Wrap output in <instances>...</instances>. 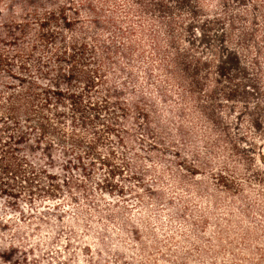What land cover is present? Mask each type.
I'll return each mask as SVG.
<instances>
[{"label": "rangeland", "instance_id": "1", "mask_svg": "<svg viewBox=\"0 0 264 264\" xmlns=\"http://www.w3.org/2000/svg\"><path fill=\"white\" fill-rule=\"evenodd\" d=\"M68 1L1 0L0 23L11 18L35 29L36 12ZM16 2L23 11L14 10ZM75 3L87 33L78 41L93 52L121 48L112 54L118 68L106 69L138 119L125 123L114 110L116 125L133 132V141L122 148L107 136L116 170L99 165L91 180L63 170L59 152L36 151V162L60 176L61 195L23 204L22 213L0 200V264H264V0H91L109 21L99 26L98 48L86 26L95 15L85 13V0ZM54 26L71 41L67 23ZM162 95L196 116L195 125L184 122L196 136L159 140L154 150V134L136 124L146 126L143 112L155 117L143 98ZM67 178L85 184L88 198H70Z\"/></svg>", "mask_w": 264, "mask_h": 264}, {"label": "trees", "instance_id": "2", "mask_svg": "<svg viewBox=\"0 0 264 264\" xmlns=\"http://www.w3.org/2000/svg\"><path fill=\"white\" fill-rule=\"evenodd\" d=\"M85 2V13L95 15L86 23L93 28V36L88 35V38L97 48L102 47L99 26L106 27L109 21L101 17L91 0ZM21 5L23 3H14V10L23 11ZM75 5V0H69L53 12H36L38 28L35 29H27L25 23L11 18L0 23V200L15 213H22L23 204L54 201L61 195L60 176L36 162V151L59 152L65 157L63 170L80 171L91 180L99 165L107 167L109 173L116 170V165L111 163L116 151L113 147L110 149L113 141L107 136L116 137L117 145L122 148L129 147L133 141V132L116 125L114 110L123 112L121 120L125 123L138 119L122 105L119 85L110 81L106 69L107 66L118 68L112 54L122 53L121 48L113 44L93 52L88 41H78L77 38L87 33L85 25L79 28L77 16L82 11ZM1 6L0 0V15L4 10ZM69 7L76 16L69 17ZM61 20L72 32L71 41L66 39L61 26H54ZM126 35L127 32L124 41ZM27 38L30 39L25 41ZM25 42L28 43L25 45ZM127 44L124 43L123 48L134 55ZM99 55L103 58L99 59L100 66L93 67ZM170 60L169 64L175 68ZM133 70L134 66L130 65V81H135ZM170 74L169 81L176 76L173 71ZM140 93L133 94L141 97ZM163 98L166 95H162L160 101L143 98L142 103L155 113V117L151 121L149 114L143 112L146 126L136 124L140 130L154 134V150L160 142L196 136L195 129L184 128V122L195 125L196 116ZM184 101L189 105L186 99ZM101 148H107L106 154ZM122 161L128 165L125 159ZM63 181L70 189V198L74 197V192L88 198L85 184H79L74 178ZM105 240L101 242L105 244Z\"/></svg>", "mask_w": 264, "mask_h": 264}]
</instances>
